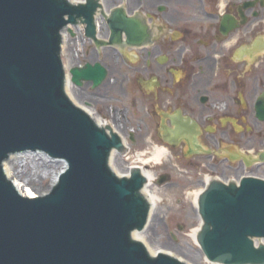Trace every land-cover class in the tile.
I'll return each instance as SVG.
<instances>
[{
	"label": "water",
	"instance_id": "95a60500",
	"mask_svg": "<svg viewBox=\"0 0 264 264\" xmlns=\"http://www.w3.org/2000/svg\"><path fill=\"white\" fill-rule=\"evenodd\" d=\"M102 9L100 0H0V264H187L153 255L133 235L146 231L151 215L147 178L139 168L113 171L112 155L127 150L123 138L72 101L69 81L97 89L109 72L99 62L67 70L65 31L74 39L71 27L84 25L98 47H139L150 38L141 17L116 7L107 17L110 41L99 40ZM257 116L264 121V101ZM33 152L66 164L36 198L23 196L3 165ZM204 189L195 233L206 261L264 264V179L212 180Z\"/></svg>",
	"mask_w": 264,
	"mask_h": 264
},
{
	"label": "flooded vegetation",
	"instance_id": "af4514ba",
	"mask_svg": "<svg viewBox=\"0 0 264 264\" xmlns=\"http://www.w3.org/2000/svg\"><path fill=\"white\" fill-rule=\"evenodd\" d=\"M146 7L150 40L136 49L150 106L145 130L164 145L205 153V166L221 179L264 170V121L257 116L264 101V0H149ZM217 135L215 150H205ZM221 140L240 151L227 155Z\"/></svg>",
	"mask_w": 264,
	"mask_h": 264
},
{
	"label": "rangeland",
	"instance_id": "374dc122",
	"mask_svg": "<svg viewBox=\"0 0 264 264\" xmlns=\"http://www.w3.org/2000/svg\"><path fill=\"white\" fill-rule=\"evenodd\" d=\"M146 1L149 0H141V3L139 0H126L120 4L119 0H104L103 5L106 13L115 6L124 5L126 10L130 7L133 14L146 15L149 10ZM101 23L100 36L106 39L108 30L103 20ZM74 33V39L68 35L66 62L69 68L99 62L109 73L106 81L97 89L87 82L83 87L74 85L73 95L80 100L82 106L94 110L102 120L116 127L118 134L126 139L129 151L126 154L114 155L115 169L123 175L129 168L136 166L154 176L150 189L158 195V200L145 231L149 247L153 251L162 249L187 264H211L206 261L192 234L201 227L195 199L196 194L204 189L208 179L221 176L220 171L205 166L211 161L210 157L204 155L205 153L192 155L188 146L173 148L164 145L145 130L150 120L145 112L150 106L147 103L148 96L145 94L148 89L144 88L146 75L138 70L142 62L138 64L136 61L137 57H140L136 50L128 49L120 54L115 49L106 47L98 48L96 51L92 42L83 38L82 32L74 30ZM246 114L252 116L251 113ZM252 124L253 121L248 122L246 126ZM228 131L232 132L231 128H228ZM215 138L221 139L220 135L212 136L210 141L205 143V150H215L216 147L212 145ZM221 143L223 144L221 150L230 147L235 152L240 151L239 144H230L225 140H221ZM158 148H163L167 152L160 161L155 160ZM260 149L264 150V146ZM44 155L40 152L18 155L11 161L10 167L20 170L27 164L31 168L39 164L43 172L56 171L57 163L51 162L50 158L47 159ZM249 172L246 174L264 178L263 169ZM162 177H167V182L159 183ZM50 184L51 179H45L42 187L36 189V192L46 190Z\"/></svg>",
	"mask_w": 264,
	"mask_h": 264
},
{
	"label": "bare ground",
	"instance_id": "6f19581e",
	"mask_svg": "<svg viewBox=\"0 0 264 264\" xmlns=\"http://www.w3.org/2000/svg\"><path fill=\"white\" fill-rule=\"evenodd\" d=\"M70 1H76V0H70ZM78 1H76V2H78ZM103 2H104V0H103ZM98 23H99V27H100L101 26V20L99 21V18H98ZM73 29L77 30L78 33L80 32V29L78 27L77 28L73 27ZM68 35L69 34H64V36H63L65 56H67V46L69 44ZM67 69H69V64L68 63H67ZM69 85H70V88H71V96H72V101L74 102V104H76L77 106L82 107L85 110L86 113H88L90 116L94 117V119L96 120L97 124H99V125H108L109 127H112L115 132H117V128L116 127H114L112 124L109 125L107 122L102 120L100 118V116L97 115L96 112H94V110H92V109H90L88 107L86 108V107L82 106V103L80 102V100L75 95H73V93H72V88H73L72 84L69 83ZM123 140H124L125 147L128 148V144L126 143L125 138ZM223 151H224V153H226L229 156H233L235 154V151L232 148H230V147H225L223 149ZM114 155L115 154H113L112 157H111V160H112L111 161V166H112L113 171H117L115 169V167H114V160H113ZM166 155H167V152H166L165 149L158 148L157 149V154L155 155V160L160 161L161 158L166 156ZM44 156L48 159V157L46 155H44ZM17 157L18 156H11L10 157V163H11V161H13ZM51 162L57 163V169H56V171H54L52 173L51 172L47 173L46 171H44V172L41 171L40 169H42V167L39 164H35L34 168H31L27 164V165L23 166V169L21 168L20 170H18L16 167H12L11 168L10 167V163H3V165H4V167H6L7 176L9 177V180L11 182H13V183H16L17 187H19V189L21 190L23 196H25V197H35V196H44L47 193H49L50 190L52 189V187L55 186L60 173L66 168V164L63 163L62 161L51 160ZM14 166H17V165L14 164ZM129 170L130 169H128L127 173H124V174H130ZM140 170L143 171L142 173L144 174V176H146L147 180L150 182V184L146 187V189L143 192H144L145 196L147 197L148 201L152 205V210H151L150 214H151V216H153V211H154V209L156 207L157 200H158V195H156L150 189L153 186L152 182L154 181V176H153V174H151L147 170H143V169H140ZM117 172H116L117 174L121 175L119 171H117ZM45 179H51L50 186L46 190H42V191L36 192V189H38L39 187H42L41 185H43ZM209 181H210V179L207 180L205 185ZM199 195H200V193L196 194V199H195V201L197 202L196 204H198L197 200H198ZM195 232H199V229L194 230V232L192 233L193 234V238L196 240L197 239V234ZM133 235L135 237H138L141 240V242L146 246V248L150 249V251L152 252L153 255H156L157 253L161 252V253L167 254L169 256H171V255L173 256V254L166 253V252L162 251V249H160L158 251H153L151 249V247H149V243L147 241V237H146V232L145 231H137V232L133 233Z\"/></svg>",
	"mask_w": 264,
	"mask_h": 264
}]
</instances>
